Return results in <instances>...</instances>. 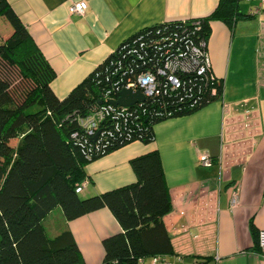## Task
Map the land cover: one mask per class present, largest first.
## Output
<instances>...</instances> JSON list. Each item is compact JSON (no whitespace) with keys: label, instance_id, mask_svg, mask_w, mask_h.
<instances>
[{"label":"trees","instance_id":"trees-1","mask_svg":"<svg viewBox=\"0 0 264 264\" xmlns=\"http://www.w3.org/2000/svg\"><path fill=\"white\" fill-rule=\"evenodd\" d=\"M240 1L218 0L198 24L174 20L138 30L58 97L51 87L54 70L0 0V18L12 28L6 37L0 33V264H83L68 229L46 233L43 221L56 206L67 221L103 207L114 215L122 230L103 239L100 264H166L172 246L162 217L171 203L157 151L131 159L135 182L86 197L75 188L89 161L132 141L149 143L156 123L222 98L223 81L210 66L200 69L210 20L233 25L256 15L242 12ZM147 74L154 89L143 102L130 108L111 102ZM102 107L110 110L91 136L82 121ZM153 257L158 260L145 262Z\"/></svg>","mask_w":264,"mask_h":264},{"label":"crops","instance_id":"crops-1","mask_svg":"<svg viewBox=\"0 0 264 264\" xmlns=\"http://www.w3.org/2000/svg\"><path fill=\"white\" fill-rule=\"evenodd\" d=\"M55 72L51 87L65 96L124 39L156 23L208 16L218 0H6ZM256 0L239 2L249 12ZM206 52L222 98L185 116L154 125L149 143L132 141L84 166L83 196L136 181L131 159L157 151L170 197L163 217L172 252L166 264H264L257 246L264 229V11L233 25L209 21ZM9 23L0 18V33ZM207 153L212 165L199 162ZM83 264H100L104 238L122 230L106 207L65 220ZM146 258L145 262H152Z\"/></svg>","mask_w":264,"mask_h":264},{"label":"built area","instance_id":"built-area-1","mask_svg":"<svg viewBox=\"0 0 264 264\" xmlns=\"http://www.w3.org/2000/svg\"><path fill=\"white\" fill-rule=\"evenodd\" d=\"M256 1H257V4L255 6H253L251 11H250L251 13H254V14L260 13L262 11V7L264 6V0H256ZM87 7H88L87 1H85V0L75 1V2L71 3V5L69 6V12L71 14L83 16L86 13ZM191 20L198 24L200 19L195 18V19H191ZM208 66H210V64H209L208 57L206 56V64H205V66L201 67L200 71L204 72ZM168 80L171 81L172 83L178 85V80L175 77L170 76L168 78ZM138 84H139L138 86L143 87L144 91H142L140 89V87H138L137 85H135L133 83H128V85L124 88H132L133 90H140L144 95H146L154 89V78H153V76L147 74L143 77L138 78ZM123 108H126V107H123ZM128 108H130V107H128ZM103 110L104 109L102 107V108L94 111L93 113H91L87 117H85L82 121L83 126L86 128V130L88 131V133L91 136H93L94 134L97 133L96 130L98 129L99 121L103 120L105 118L104 116L106 114L108 115L110 107H107L108 112L106 111V113H104ZM95 131H96V133H95ZM212 161H213L212 157L210 155H208L207 153H202L199 156V162L202 165L211 166ZM86 184H87V180L84 179L81 183L76 185L75 191L77 193L82 192V190ZM257 245L259 248L264 249V229L260 230L258 233ZM152 260H153L152 262H156L158 260V258L153 257Z\"/></svg>","mask_w":264,"mask_h":264},{"label":"water","instance_id":"water-1","mask_svg":"<svg viewBox=\"0 0 264 264\" xmlns=\"http://www.w3.org/2000/svg\"><path fill=\"white\" fill-rule=\"evenodd\" d=\"M145 95L140 90H133L132 88H123L119 92L118 98L111 102L122 107H132L138 103L143 102ZM95 138V137H94Z\"/></svg>","mask_w":264,"mask_h":264},{"label":"rangeland","instance_id":"rangeland-1","mask_svg":"<svg viewBox=\"0 0 264 264\" xmlns=\"http://www.w3.org/2000/svg\"><path fill=\"white\" fill-rule=\"evenodd\" d=\"M241 3H246V0H241ZM251 11V9H250ZM195 19V18H193ZM80 197H83V193L79 194ZM64 217L61 213V210L58 206H56L52 211L45 217L43 224L49 231L54 229H58L64 223Z\"/></svg>","mask_w":264,"mask_h":264}]
</instances>
